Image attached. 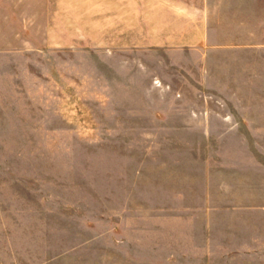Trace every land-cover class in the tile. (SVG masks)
I'll return each mask as SVG.
<instances>
[{
	"label": "rangeland",
	"instance_id": "obj_1",
	"mask_svg": "<svg viewBox=\"0 0 264 264\" xmlns=\"http://www.w3.org/2000/svg\"><path fill=\"white\" fill-rule=\"evenodd\" d=\"M217 1L0 0V264H264V0Z\"/></svg>",
	"mask_w": 264,
	"mask_h": 264
},
{
	"label": "crops",
	"instance_id": "obj_2",
	"mask_svg": "<svg viewBox=\"0 0 264 264\" xmlns=\"http://www.w3.org/2000/svg\"><path fill=\"white\" fill-rule=\"evenodd\" d=\"M187 11L191 10V12H193L195 15L194 16H198L200 18V20H203L204 24H202V28H204L203 31H201V33H204L205 37H206V41L208 40V34H209V21L213 20L214 17L218 18V14L215 13V11H218V8L220 7L221 3L218 2L217 0H187ZM195 1H199L200 4L199 5V9L196 8L197 4H194ZM226 2L225 0H223V3ZM222 3V4H223ZM227 4H231L232 9H238L240 8L242 5L244 6V4L241 2V0H232L230 2L227 1ZM251 5V4H250ZM185 6V5H184ZM250 7V6H249ZM180 8V7H179Z\"/></svg>",
	"mask_w": 264,
	"mask_h": 264
}]
</instances>
